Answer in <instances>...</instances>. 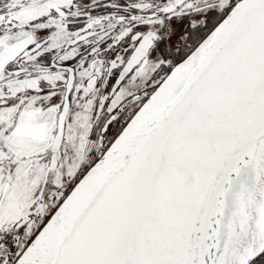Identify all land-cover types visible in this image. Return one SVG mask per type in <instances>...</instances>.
I'll use <instances>...</instances> for the list:
<instances>
[{"label": "snow or ice", "instance_id": "obj_1", "mask_svg": "<svg viewBox=\"0 0 264 264\" xmlns=\"http://www.w3.org/2000/svg\"><path fill=\"white\" fill-rule=\"evenodd\" d=\"M0 264H264V0H0Z\"/></svg>", "mask_w": 264, "mask_h": 264}]
</instances>
